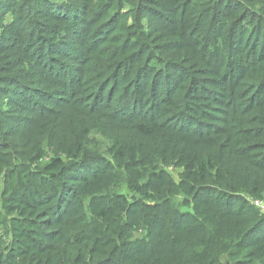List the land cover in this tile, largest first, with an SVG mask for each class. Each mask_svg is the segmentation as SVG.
<instances>
[{
    "label": "rangeland",
    "instance_id": "1",
    "mask_svg": "<svg viewBox=\"0 0 264 264\" xmlns=\"http://www.w3.org/2000/svg\"><path fill=\"white\" fill-rule=\"evenodd\" d=\"M40 2L52 8L68 4L83 22L60 28V21L46 18ZM17 14L20 38L6 47L3 58L10 66L0 74L1 98L9 99L2 110L10 109L1 127L13 126L15 137L26 136L14 143L28 142L29 154L40 157L38 167L49 169L51 158H64L55 145L76 147L89 134L92 169L102 171L113 153L130 146L137 120L154 115L173 130L207 139L192 156L198 153L204 167L223 160L236 185L257 187L263 199L246 196L264 214V0H12L0 22L8 25ZM35 28L40 29L35 42L12 46L30 39ZM29 55L36 60L34 71L20 66ZM152 55L159 63L147 67ZM109 64L116 73L125 69L115 77L107 73ZM14 73L22 76V86L13 85ZM12 100L19 108L9 106ZM177 149H184L180 164L172 162L179 157H169L167 167H157L176 183L191 154L189 146ZM118 170L117 193L127 194ZM117 172L93 183L94 190L118 179ZM208 175L215 178L216 172ZM205 185L219 189L213 182ZM13 195L4 194L7 205L15 204ZM176 198L181 212L192 211L186 206L192 205L190 197ZM238 206L235 202L234 209ZM91 211H84L86 219ZM134 232V241L145 237L142 227ZM80 242L75 250L84 251Z\"/></svg>",
    "mask_w": 264,
    "mask_h": 264
},
{
    "label": "trees",
    "instance_id": "2",
    "mask_svg": "<svg viewBox=\"0 0 264 264\" xmlns=\"http://www.w3.org/2000/svg\"><path fill=\"white\" fill-rule=\"evenodd\" d=\"M11 2L0 0V19L10 11ZM40 5L46 18L60 21V28L83 22L68 4L56 8L47 3ZM19 21L17 14L8 25L0 22V74L10 66L3 53L11 40L20 38ZM38 32L40 29H33L30 39L16 40L12 46L26 47L35 42ZM143 54L146 59L147 53ZM157 63L158 55H152L147 67ZM35 64L29 55L20 66L34 71ZM113 69L109 64L107 73ZM123 69L120 67L111 75L116 77ZM13 77V85L22 86V76L14 73ZM1 96L0 264H264V214L247 196L255 200L263 197L257 187L251 188L248 183L236 185L223 160L209 161L204 167V159L198 153L192 156L208 142L200 132H194L200 137L196 139L173 130V126L162 125L150 115L133 125L135 138L129 147L108 153L112 154L107 160L111 164H105L102 171L92 169L96 158L88 150L89 134L86 139H79L76 147H68L67 143L55 145V151L64 158H51L52 167L41 169L40 157L29 154L32 149L26 145L28 142L25 147L14 143L26 136L15 137L13 126L1 127L10 116V109L2 110L9 99L4 102ZM11 105L19 108L13 100ZM99 136L104 138V133ZM46 138L50 139L48 128ZM182 146H189L191 154L183 165L186 171L176 183L163 168L157 167H167L168 161L176 157L179 159L173 164H180L184 149L177 148ZM120 168L127 194L117 193L122 183ZM56 169L59 171L52 173ZM211 169L216 172L215 178L208 175ZM114 170L118 171V179H110L105 189L94 190L92 184ZM207 181L219 189H210L205 185ZM6 192L14 194V205L4 202ZM183 194L191 198L192 205L186 203L192 207L191 212H181L176 206V197ZM98 196L101 202L97 201ZM93 200L96 203L91 211ZM235 202L239 204L237 209ZM85 210L91 211V220L84 217ZM140 227L145 237L134 241V231ZM79 239L84 251L75 250ZM30 256H34L33 261Z\"/></svg>",
    "mask_w": 264,
    "mask_h": 264
}]
</instances>
